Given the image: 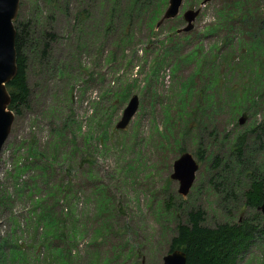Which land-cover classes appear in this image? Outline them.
Segmentation results:
<instances>
[{
  "label": "rangeland",
  "instance_id": "obj_1",
  "mask_svg": "<svg viewBox=\"0 0 264 264\" xmlns=\"http://www.w3.org/2000/svg\"><path fill=\"white\" fill-rule=\"evenodd\" d=\"M202 2L184 0L158 28L169 0H21L31 95L0 155L1 264H162L191 212L202 210L210 228L263 224L245 205L248 179L222 202L210 161L228 158L239 134L260 145L251 128L264 122L254 82L263 80L264 42L251 52V39L230 33L218 11L260 18L264 0ZM189 9L201 10L194 28L177 34ZM134 96L139 110L117 130ZM186 152L199 170L184 197L171 174ZM252 160L264 174V149ZM239 264H264V236Z\"/></svg>",
  "mask_w": 264,
  "mask_h": 264
},
{
  "label": "trees",
  "instance_id": "obj_2",
  "mask_svg": "<svg viewBox=\"0 0 264 264\" xmlns=\"http://www.w3.org/2000/svg\"><path fill=\"white\" fill-rule=\"evenodd\" d=\"M141 4H136L140 7ZM224 20L226 29L232 32H241L249 37L254 49L251 52H257L256 44L264 42V12L262 17L257 18L253 10L243 8H222L218 11ZM19 18V17H18ZM240 18L241 26L234 24L233 20ZM18 19L15 21L17 28L16 47L18 52V73L14 80L8 84V90L12 96L10 110L14 113H21L22 108L29 103L31 90L28 85L27 76V58L24 54V29L18 27ZM245 29L249 31L245 32ZM212 33V32H210ZM209 33V34H210ZM178 34V33H177ZM260 57L258 58L259 62ZM199 66L204 61L198 60ZM253 64H256L253 63ZM258 74L263 80L254 79L258 82L260 94H264V68L262 64H257ZM201 71V69H199ZM261 84V85H260ZM258 91V92H259ZM243 99L235 101L233 105L240 107ZM262 104L253 99L252 108H262ZM251 132L255 134L256 143H248L247 134H239L231 147V154L227 157L213 156L210 161V187L218 194L221 201L227 200L233 192V185L241 178H247L249 181L248 190L243 193L246 199L245 205L258 209L264 198V174L257 172L253 158H256L257 152L264 149V122L258 127L252 126ZM199 160L204 158L200 156ZM106 205V201H101L100 209ZM105 208V207H104ZM204 212L199 210L191 212L188 224H180L177 228V235L171 242V250H182L187 255V264H239V262L250 252L255 245L256 239L264 236V227L260 219L245 220L233 224L224 223L214 228L204 225ZM255 221V222H254ZM9 242V241H8ZM0 257L5 258L6 253L0 243ZM63 256V255H62ZM1 264V259H0Z\"/></svg>",
  "mask_w": 264,
  "mask_h": 264
},
{
  "label": "water",
  "instance_id": "obj_3",
  "mask_svg": "<svg viewBox=\"0 0 264 264\" xmlns=\"http://www.w3.org/2000/svg\"><path fill=\"white\" fill-rule=\"evenodd\" d=\"M213 0H203L202 6H206ZM184 0H169V6L157 27H161L166 21L177 18L180 15ZM21 0H0V155L11 134L15 122V113L10 110L12 96L8 90V84L14 80L18 73V52L16 47L17 28L15 21L19 17ZM201 10H187L183 17L187 26L177 30L178 34L189 33L193 30L195 21ZM140 107V99L134 96L124 109L121 119L116 124L117 130H125L137 114ZM245 123V118L240 119V124ZM171 179L179 182V194L187 197L196 180L199 164L191 153H183L173 165ZM258 210L263 215L264 227V198ZM162 264H187V255L182 250H175L163 258Z\"/></svg>",
  "mask_w": 264,
  "mask_h": 264
}]
</instances>
